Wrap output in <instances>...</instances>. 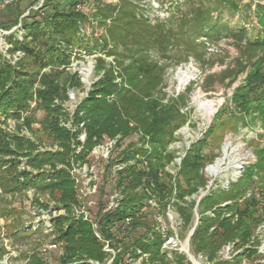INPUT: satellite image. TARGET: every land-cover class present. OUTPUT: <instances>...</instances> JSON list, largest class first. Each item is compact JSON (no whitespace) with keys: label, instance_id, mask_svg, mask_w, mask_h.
I'll return each mask as SVG.
<instances>
[{"label":"trees","instance_id":"1","mask_svg":"<svg viewBox=\"0 0 264 264\" xmlns=\"http://www.w3.org/2000/svg\"><path fill=\"white\" fill-rule=\"evenodd\" d=\"M6 1L0 0V5ZM56 1L33 0L32 4L38 3V6L28 16L16 6L12 14L8 11L9 21L0 23L8 31L21 27V39L20 31H16L10 33L6 41L10 45V55H23L12 63L0 54V126L9 120H20L35 133L32 118L35 111H40L43 114L41 134L48 142L61 148L55 153H40L38 147L44 141L38 138V133L36 136L40 142L36 143L20 135L6 136L0 129V138H5L4 144L0 141V170L7 175V181L14 184L19 182L14 180L19 176V162L11 160L10 156L22 155L21 158L27 159V166L37 170L47 165L52 168L65 166L58 171L53 169V174L42 171L36 182L30 176L23 183L14 184L10 191L30 188L39 194L51 195L66 209L73 204L82 207L79 190L71 174L73 165L89 163L88 155L93 148L117 140L116 153L107 166L105 182L108 183L113 166L125 165L108 186L110 192H120L124 196L121 206L115 211L105 212V205H100L95 219L97 232L84 216L79 221L70 216L57 220L56 225L66 227L65 230L60 228L61 233L56 239L63 243L66 251L61 264H88V260L107 264L105 242L118 252L112 264H135L144 254L149 257L145 264H192L184 254L173 252V259H170L163 252V245L173 232H168L169 235L162 232L157 228L160 223L155 220L156 214L165 217L167 210L172 208L182 219L184 227L191 226L197 201L188 198L200 189H206L208 182L204 169L218 157L203 150L204 143L210 140L213 132L211 126L207 136L188 151L176 179L166 171L174 159L169 147L174 143L177 131L187 124L189 116L182 109L187 106L185 102L181 104L183 97L167 99L163 88L165 68L161 60L171 59L170 49L173 52L174 48L177 50L183 46L186 55H191V46L166 25L154 24L140 16L134 0H117V4L99 0L95 12L87 8L91 0H72L67 7L57 6ZM205 1L197 6L201 11V20L194 28L198 34L208 39L218 35L222 39L247 38L245 25L231 27L225 23L218 24L225 13L251 10V3L214 0L209 3L211 6H206ZM79 4L86 6L84 12L77 10ZM262 10L264 8L253 12L261 25L257 30L258 37L250 43L255 49H264ZM214 13L220 15L218 24L214 23ZM94 19L111 35L117 45L114 44L113 50L106 42L102 44V34H95V31L87 33V27L95 22ZM214 24L216 27L212 28ZM189 35L191 32L188 31L186 37ZM118 47L124 48V52H118ZM75 51L89 55L99 51L107 58H114L111 65L103 56L96 59L99 78L75 111L74 125L84 123L87 135L80 153H77L81 146L80 131L72 132L62 126V121L69 119V113L63 106L69 99V90L83 88L79 76L66 70ZM251 68L247 84L239 88V95L257 92L259 87L264 89V60L252 63ZM48 69L50 73H43ZM250 110L249 116L256 115L264 131V96L254 100L247 111ZM247 124L243 123V127ZM220 147L221 144L218 150ZM253 154L255 161L244 167L235 183H230L226 190L212 191L198 205L200 218L190 240L191 251L196 257H206L208 264H245V261L261 264V240L257 233L264 224V144L254 149ZM106 194L105 187H102L101 196ZM150 200L157 207L147 205ZM209 212L213 214H207ZM128 218L131 219V228L123 233L121 228ZM229 245L235 247L232 261L220 258L222 250Z\"/></svg>","mask_w":264,"mask_h":264},{"label":"rangeland","instance_id":"2","mask_svg":"<svg viewBox=\"0 0 264 264\" xmlns=\"http://www.w3.org/2000/svg\"><path fill=\"white\" fill-rule=\"evenodd\" d=\"M44 1L42 0V2ZM71 1L57 0L56 4L59 7H67V4ZM106 1L108 4L118 3L117 0ZM213 1L206 0V6L210 2L212 4ZM244 1L252 4L251 10H244L243 13H225L221 17V20L219 14H213L214 23L218 24L217 19L219 18L220 24L218 25L220 26L222 23L231 27L238 25L246 26L248 30L247 38L239 37L237 39H224V37L222 39L221 35L208 39L195 31L194 28L198 26L196 25L197 22L201 20V11L197 9V6H200L202 3L200 0L133 1L140 16L154 24L162 23L170 30H173L174 33H179V36L184 38L185 42L187 40L193 52L191 55H186L185 46L177 50L174 48L175 51L173 49V52L170 49L171 57L169 58L171 59L161 60V64L165 68L163 88L167 94V99L171 100L183 97L184 99L181 100V104L185 102L187 106L182 109L189 116L187 124L177 131L175 141L169 147V151L173 153L174 159L167 166L166 171L172 174L175 179L180 173L182 162L192 145L200 143L207 136L210 127L213 126L210 140L204 143L203 150L207 154L214 153L218 157L213 164H207V167L204 169V176L208 182L206 189H200L196 195L188 198V200L197 201V207L194 211V223L189 227H184V224L182 225L183 221L181 219L177 220L176 216L172 220L175 223L174 232L176 233L175 238H177L178 244L167 246L170 250L184 255L185 252L181 251L185 250V244H187L191 233L196 230L199 223L198 205L202 201L199 202L200 196L203 195V198H205L212 191H218L219 189L226 190L230 183H235L240 178L244 167L251 165L255 161L254 149L257 150L264 144V131L260 121H258L256 115L255 117L254 115L249 116L252 110L247 111L254 100L264 96V89L259 87L257 92L244 93L243 95H246V97H241L243 95L238 94L239 88L247 84V74L252 69V63L260 59L264 60V49H255V47L250 45L251 41L258 37V28L261 29L260 21H258L259 19L253 12L255 9L264 8V0ZM32 3L33 0H8L4 2L0 5V23L4 24L9 21V17H7L8 11L12 14L16 6L19 7L22 13L26 12L25 16H28L38 6V3ZM98 5L99 0H91L87 8L95 12ZM261 12H264V10ZM1 24L0 54L12 60V63H15L23 55L21 53H17L14 56L10 55L8 52L10 45L6 41V38L10 33L20 31L21 27L19 26L8 31L4 30ZM215 27L214 24L212 28ZM87 28L88 34H92L93 31H95V34H102L104 36V43L102 44L106 42L108 48L113 50L116 44L104 26L95 21L91 22V26ZM188 31L189 33L191 32L190 37H186ZM21 35L22 31L19 33L20 39ZM117 50L120 53L124 52V48L122 47H118ZM102 56L105 59L107 58L104 54H100L99 51L90 55L85 53L80 54L75 51L73 63L71 62L72 65L66 68L67 73L73 74V72H79L84 66L89 65V63L92 64V68L88 84H85L78 91H74L76 101H66L64 103L69 112H74L77 103L86 96L89 88L98 80L99 77L95 68L96 59ZM106 60L108 65L114 63L113 57H109ZM43 73H50V70L48 69ZM218 113L219 115L217 116ZM42 117L43 114L40 111L34 112L32 128L36 134L29 131L26 125L23 124V121L20 120H9L6 125L0 126V129L3 130L6 136L20 135L36 143L40 142V140L44 141L38 147V152L40 153L61 151L58 145L51 144L41 134L40 122ZM244 118L246 119L245 122H248L247 127H243V123H245ZM37 133L40 140L36 136ZM0 141L4 144L5 138H0ZM220 144L221 147L218 150ZM21 157L22 155L18 157L10 156L11 160L17 159L16 162H19L17 169L19 176L17 179H14L19 182H15V185L30 179V176L36 182V177H39L42 171L53 174V169H57V171L65 169L64 165H59L57 168L47 165L41 170L33 169L27 166V159ZM217 162H220V170L218 173H213L211 167ZM93 165L95 166V174L100 175L99 173L102 170L101 166H99L100 164L94 163ZM47 182L49 183V180ZM105 183V181L99 182L98 180V192L94 196L86 195V187L83 184L79 185L82 203L85 210H90L91 214H89V218L92 222H95L97 213L101 207L100 205L106 206L107 200L110 198L109 184L105 186ZM14 184L8 182L7 175L0 170V264H61V259L66 257V251L63 243L58 242V240L56 241V239L61 233L60 228L65 230L66 227L61 224L56 225V222L69 216L75 218V221L82 220L83 215L77 214L79 207L77 204L72 205L71 203L72 206L66 209L59 200L51 195L39 194L38 191L30 188L21 190L22 187L21 191L13 190L11 192L10 190L13 189ZM102 187H105L107 191L105 196H101ZM89 202H92V204L89 205ZM174 214L177 213L175 212ZM207 214L213 213L209 212ZM159 216L156 214L155 220L161 219L163 223L162 228H168V223ZM177 223L180 225L177 226ZM257 235L261 240L259 253L262 259L259 263L264 264V224L259 228ZM98 238L101 240L100 235ZM52 245H56L57 247L55 249L50 248ZM189 250L198 264H207V261L203 260L202 256L196 257L192 254L190 242ZM104 251L108 255L105 261H107V264H112L113 258H115L118 252L114 251V249L107 251L105 247ZM220 258H224L222 252L220 253ZM188 260L190 259L188 258ZM87 263L100 264L94 260H88ZM135 264H145V262L139 258ZM245 264L248 263L245 261Z\"/></svg>","mask_w":264,"mask_h":264},{"label":"built area","instance_id":"3","mask_svg":"<svg viewBox=\"0 0 264 264\" xmlns=\"http://www.w3.org/2000/svg\"><path fill=\"white\" fill-rule=\"evenodd\" d=\"M77 10L80 12H84L86 9H85L83 4H79L77 6ZM72 63L70 65H72ZM91 68H92V64L89 63V65L84 66L79 72H73V74H77L79 76L83 87L85 84H88V78L91 75ZM91 87L89 88V90L91 89ZM89 90H88V92H89ZM74 91H76V90H72V89L69 90L68 101H76V96H75ZM86 96H87V94H86ZM86 96L84 98H82L77 103L76 109H77L78 105L86 98ZM64 108H65L66 112L69 113V119L67 121H62V126L71 130L72 132L80 131L79 141L81 142V146L77 148V153H80L82 151L83 145L85 144L86 139H87L86 131L84 130V123H80L78 126H75L74 125V114H75L76 109L74 110L73 113H71L66 109L65 105H64ZM116 145H117V140L107 141L101 145H98L95 148H93V150L91 152H89V155H88V159L90 160L89 163L88 162L87 163H77V164L73 165V169L71 170V174L73 175V178L75 179V182H76L78 190H79V194H80V189H79L80 184H83L86 187L85 188L86 189V195L94 196L95 194H97V192H98V180H99V182L105 181L107 166L109 165L112 157L115 156ZM94 163L100 164L99 166H101V168H102L101 172L99 173L100 175L95 174V172H94L95 166L93 165ZM124 167H125V165H123V164L113 166L112 175L109 177V181L107 184L105 183V185L107 186L108 184L112 183L113 179L116 176V173L118 171L122 170ZM202 190H205V189H202ZM110 194H111V195H109L110 198L107 200V204L105 206V208H106L105 212L117 210L121 206V202L124 199V196L120 192H110ZM79 198L82 201L81 194H80ZM202 198H203V195L200 196L199 202L202 200ZM88 204L91 205L92 202H89ZM147 205H151L153 208L157 207V204L152 200L148 201ZM77 212H78L77 214H82L86 221H89L93 224V228L96 232L98 231V226L95 224V222H92L89 218V214H91L90 210H85L83 203H82V207H79V210ZM175 212L176 211L174 209L169 208L165 214V217L163 215L159 216L160 218L164 219V221H166L168 223V228H166L167 230L162 228L163 223L161 222V219L158 218V220H157L160 223V226L158 228L159 230H161L162 232H164L166 234H168V232H170V231L173 232L172 235L168 234L169 236L163 245V252H165L170 259H173V252H177V251L170 250L167 245H172V244L177 245L178 244V242L176 240L177 238H175L176 233L174 232L175 231L174 230L175 223H173L172 220H174V216H176L177 220L181 219L177 212H176L177 214H174ZM181 221H182V219H181ZM178 225H180V224L177 223V226ZM182 225H183V222H182ZM130 228H131V219L128 218L125 220L124 226L121 228V231L123 233H126L127 230H129ZM97 235L99 236L98 233H97ZM56 247H57L56 245L50 246V248H53V249H55ZM105 248L107 251L111 250L109 242H106ZM181 252H185V255L190 259L189 261L192 264H195L196 261H195L194 257L190 254V250H189V247H187V244H185V250L183 249ZM234 252H235L234 246H231V245L226 246L222 250V254L224 256L223 260H225V259L233 260L232 256H234ZM148 258H149L148 255L144 254L141 256L140 259L144 260V262H145V261H147ZM202 259L207 261V258L204 256H202ZM207 264H208V261H207Z\"/></svg>","mask_w":264,"mask_h":264},{"label":"bare ground","instance_id":"4","mask_svg":"<svg viewBox=\"0 0 264 264\" xmlns=\"http://www.w3.org/2000/svg\"><path fill=\"white\" fill-rule=\"evenodd\" d=\"M211 170L213 171V173H218V171L220 170V162H217L215 165H213L211 167ZM195 264H198V262H195Z\"/></svg>","mask_w":264,"mask_h":264},{"label":"water","instance_id":"5","mask_svg":"<svg viewBox=\"0 0 264 264\" xmlns=\"http://www.w3.org/2000/svg\"><path fill=\"white\" fill-rule=\"evenodd\" d=\"M194 232H195V230L191 233V235H190V237H189V240L187 241V247H189V242H190L192 236L194 235Z\"/></svg>","mask_w":264,"mask_h":264}]
</instances>
